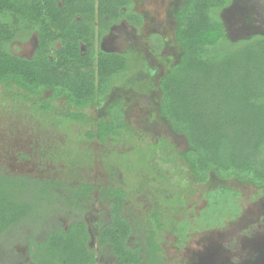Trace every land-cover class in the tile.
Listing matches in <instances>:
<instances>
[{
    "label": "trees",
    "instance_id": "16d2710c",
    "mask_svg": "<svg viewBox=\"0 0 264 264\" xmlns=\"http://www.w3.org/2000/svg\"><path fill=\"white\" fill-rule=\"evenodd\" d=\"M229 1L183 0L174 12V42L180 56L157 80L158 116L172 133L184 138L187 149L176 155L194 183L204 185L214 176L221 182L235 180L261 189L264 34L254 42L252 37L244 43L229 42L221 17L210 13L226 9ZM121 21L135 28L142 25L132 0H0V86L43 113L63 100L75 110L63 116L73 123H84L82 111L104 103L117 87L140 93L150 90L155 85L154 72L142 53L134 59L141 67L133 69L128 52H105L98 47L110 28ZM34 35L35 48L29 58L10 51L13 43L27 42ZM154 39L158 54L161 41ZM146 79L149 87L143 88ZM104 109L106 117L85 133L87 142L113 143L127 134L122 99ZM217 188L214 193L225 196L220 194L217 200L211 192L215 188L203 192L205 205L196 216L180 221L170 217L172 225L167 229L176 237L178 247L192 227L197 231L220 228L225 219L239 216L236 192ZM98 190L99 200L108 203L109 222L99 230L97 245L107 249L113 264H166L159 244L165 227L160 221L162 211L155 208L153 215L136 226L142 229L143 241L133 246L129 241L136 228L124 216L125 192L111 185ZM94 191L88 183L72 185L0 173V239L15 227L44 220L43 213L58 205V212H83ZM200 219L207 222L203 229L194 226ZM72 221L65 230L50 231L40 242L31 241L30 263L25 264H104L88 246L85 223ZM178 223L184 224L180 231Z\"/></svg>",
    "mask_w": 264,
    "mask_h": 264
},
{
    "label": "rangeland",
    "instance_id": "374dc122",
    "mask_svg": "<svg viewBox=\"0 0 264 264\" xmlns=\"http://www.w3.org/2000/svg\"><path fill=\"white\" fill-rule=\"evenodd\" d=\"M132 2L134 12L143 19L142 25L137 29L123 22L114 26L99 47L125 55L128 52L133 69L141 67L136 60L142 53L154 72L155 85L146 93L117 87L104 103L82 111L86 115L84 123H73L63 116L75 110L63 100L55 102L50 113H43L0 86V173L72 185L88 183L95 188L92 202L80 217L58 212L61 208L58 205L50 211L45 209L44 222L30 221L13 228L8 237L0 239V264H10L6 263L4 254L21 257L32 238L40 241L49 230L64 229L74 219L85 222L90 235L95 236L97 222L105 224L109 220L108 206L99 200L98 187L110 185L125 192L124 216L135 228L148 215H153L155 208L162 211L160 215L164 217L160 221L165 227L159 235V244L166 264H264V187L256 189L235 180L221 182L214 176L204 185L194 183L188 168L176 155L187 149L184 138L172 133L158 116L160 92L156 83L180 56L174 42L173 14L183 0ZM229 2L222 11L210 10L215 18L221 17L229 42L244 43V39L251 37L254 42L253 39L264 34V0ZM154 37L161 41L158 54L154 51ZM35 43L34 35L27 42L13 43L10 51L29 58ZM148 79L142 82L143 88L149 87ZM47 96L45 93L43 98ZM116 99L123 101L127 134L113 143L87 142L85 133L106 117L105 106ZM217 186L236 192L234 199L241 208L239 216L232 221L225 219L220 228L197 231L192 227L178 247L176 237L167 229L172 225L170 217L180 221L196 216L205 205L203 192L215 188L211 191L215 194ZM220 194L218 191L214 197L219 200ZM148 219L154 223L153 218ZM206 224V220L200 219L194 226L203 229ZM183 225L177 224L179 231ZM134 232L136 235L129 241L133 245L143 241L142 229L136 228ZM32 233H38L37 237L31 238ZM91 246L95 249L94 241ZM96 254L98 260L114 263L106 249Z\"/></svg>",
    "mask_w": 264,
    "mask_h": 264
},
{
    "label": "flooded vegetation",
    "instance_id": "af4514ba",
    "mask_svg": "<svg viewBox=\"0 0 264 264\" xmlns=\"http://www.w3.org/2000/svg\"><path fill=\"white\" fill-rule=\"evenodd\" d=\"M126 23L125 21H121V22H119L118 24H115V25H113L111 28H110V30H109V33H110V31H111V29L114 27V26H117V25H119V24H121V23ZM127 25H129L128 23H126ZM129 26H131V25H129ZM133 27V26H132ZM134 29H137V28H135V27H133ZM108 33V34H109ZM107 34V35H108ZM106 35V36H107ZM105 36V37H106ZM104 38V37H103ZM102 38V39H103ZM101 42V41H100ZM100 42L98 43V47H99V44H100ZM100 48V47H99ZM101 49V48H100ZM102 51H105V52H113V51H106V50H103V49H101ZM114 53H118V52H114ZM146 59V58H145ZM146 61H147V65H148V67L150 66V63H149V61L146 59ZM102 203V202H101ZM89 204V203H88ZM88 204H86V205H88ZM103 204H106L107 206H108V203H103ZM85 205V207H86V210H84L83 212H73V215L75 216V215H79L78 217H80V216H82V214L85 212V211H87V206ZM78 220H81V219H78ZM42 221V220H41ZM82 221V220H81ZM43 222H44V220H43ZM108 222H109V220L105 223V224H101L102 222L101 221H98L97 222V224L96 225H98V229H97V232L95 233V236L93 235H90V232H89V228H88V226H87V224L85 223V225H86V228H87V232H88V234H89V237H90V240H89V242H88V246L90 247V248H93L92 246H91V241H94V243H95V249H94V251H95V253H100V252H102V251H104V249H106V248H99L98 247V245H97V236H98V232H99V230L103 227V226H105L106 224H108ZM67 227H68V225H67ZM67 227H65L64 228V230L65 229H67ZM32 230V229H31ZM42 230V229H41ZM40 230V231H41ZM40 231H38V232H40ZM44 232V231H43ZM42 232V233H43ZM48 232H50V230L48 231ZM48 232H46V235H47V233ZM35 234H37L38 235V233H35ZM35 234H33L32 233V235H31V238L32 237H35ZM37 235H36V237H37ZM45 235V236H46ZM44 236V237H45ZM35 237V238H36ZM32 241H34V239L32 238ZM41 241V240H40ZM40 241H34V242H40ZM134 246V245H133ZM29 244L28 245H26V247H25V249L27 250L25 253H24V255H22L21 257L20 256H17V257H13V256H11L10 254H4V257H5V261H6V263H10V264H25V263H30V258H29ZM107 250V249H106ZM23 257V258H22ZM98 260V259H97ZM99 262H101V263H104V264H108V263H106V262H103V261H100V260H98ZM21 262V263H20ZM3 264H4V262H3Z\"/></svg>",
    "mask_w": 264,
    "mask_h": 264
}]
</instances>
